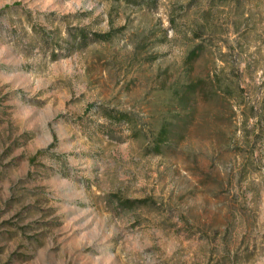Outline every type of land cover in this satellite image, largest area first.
<instances>
[{
  "label": "rangeland",
  "instance_id": "374dc122",
  "mask_svg": "<svg viewBox=\"0 0 264 264\" xmlns=\"http://www.w3.org/2000/svg\"><path fill=\"white\" fill-rule=\"evenodd\" d=\"M154 1L0 0V264H264V0Z\"/></svg>",
  "mask_w": 264,
  "mask_h": 264
},
{
  "label": "trees",
  "instance_id": "16d2710c",
  "mask_svg": "<svg viewBox=\"0 0 264 264\" xmlns=\"http://www.w3.org/2000/svg\"><path fill=\"white\" fill-rule=\"evenodd\" d=\"M138 1H139V2H142V3H145L146 5L148 4V5H150V6H152V5L155 4V1H154V0H138ZM243 64H244V68H243L242 71H243V72H244V71L247 72L248 69H249V65H248L247 63H243V62L237 60V61H236V65H235V67H236V69H237V79H238V80L236 79L234 89H235V91L237 92V98H241V95H242V93H243V89H242L241 84H240V82H239V80H241V79L243 78V72L241 71V69H239V67H240L241 65H243ZM220 88H221V87H220ZM252 110H253V109H251V111H250V113H249L248 115H245L244 120H243L245 123L248 122L251 118L254 117V113L252 112Z\"/></svg>",
  "mask_w": 264,
  "mask_h": 264
}]
</instances>
